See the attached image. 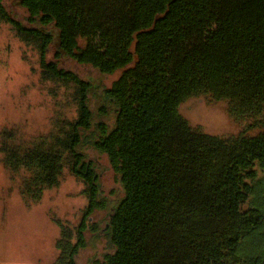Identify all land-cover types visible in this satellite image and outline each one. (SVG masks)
<instances>
[{
	"label": "trees",
	"instance_id": "obj_1",
	"mask_svg": "<svg viewBox=\"0 0 264 264\" xmlns=\"http://www.w3.org/2000/svg\"><path fill=\"white\" fill-rule=\"evenodd\" d=\"M1 22L63 103L46 133L2 129V162L88 199L57 264H264V0H0ZM198 96L242 129L192 126Z\"/></svg>",
	"mask_w": 264,
	"mask_h": 264
},
{
	"label": "rangeland",
	"instance_id": "obj_2",
	"mask_svg": "<svg viewBox=\"0 0 264 264\" xmlns=\"http://www.w3.org/2000/svg\"><path fill=\"white\" fill-rule=\"evenodd\" d=\"M40 70L39 52L19 38L9 24L1 22L0 132L13 127L26 140L49 131L61 97H55L53 84L42 80ZM92 70L108 85L117 78L115 74L105 77ZM70 109L66 108V112L72 116L74 111ZM181 111L192 126L209 133L230 135L242 129L229 115L225 101L193 97L181 105ZM261 164L256 167L254 197L264 207ZM10 170L3 164L0 152V264H57L61 244L67 250L75 242L72 230L88 202L84 184L67 172L57 186L42 188L31 171ZM103 181L106 190L116 185L111 170L104 174ZM70 234L72 239L63 238ZM88 256L82 255L81 264L87 262Z\"/></svg>",
	"mask_w": 264,
	"mask_h": 264
}]
</instances>
